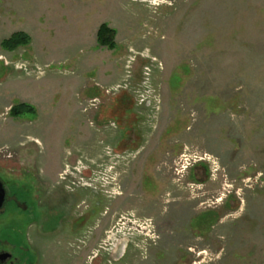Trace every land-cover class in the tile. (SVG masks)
I'll return each mask as SVG.
<instances>
[{
  "label": "rangeland",
  "instance_id": "rangeland-1",
  "mask_svg": "<svg viewBox=\"0 0 264 264\" xmlns=\"http://www.w3.org/2000/svg\"><path fill=\"white\" fill-rule=\"evenodd\" d=\"M16 31L30 40L0 47V176L58 216L6 210L35 263L264 259V0H0V42ZM128 214L149 233L123 244Z\"/></svg>",
  "mask_w": 264,
  "mask_h": 264
},
{
  "label": "flooded vegetation",
  "instance_id": "flooded-vegetation-1",
  "mask_svg": "<svg viewBox=\"0 0 264 264\" xmlns=\"http://www.w3.org/2000/svg\"><path fill=\"white\" fill-rule=\"evenodd\" d=\"M100 109L103 110L102 107ZM117 109L113 106L110 109L111 112L106 110L111 114L108 115V113L106 114L105 112L103 116L114 118L113 116L114 113H117ZM101 119L105 120L103 117ZM133 150L134 148H132V151ZM10 181L12 180L0 176V183L5 190L4 202L0 208V219L3 218L6 221V216L11 213L12 215H15L16 218H21V216L26 218L30 217L31 222L29 225H31V223L37 221L41 216H45L48 219L58 217L56 216L57 214L46 215L39 211L40 200L38 198L39 192L36 185L30 183L29 193L28 188L25 190V188L18 182H16V186L14 184L12 185ZM11 185L13 187H11ZM27 236V233H24L23 229H21V224L7 223V221L5 224H1L0 222V264H37L33 260V255L34 258H36L35 249L27 242ZM24 243H26V245Z\"/></svg>",
  "mask_w": 264,
  "mask_h": 264
},
{
  "label": "trees",
  "instance_id": "trees-1",
  "mask_svg": "<svg viewBox=\"0 0 264 264\" xmlns=\"http://www.w3.org/2000/svg\"><path fill=\"white\" fill-rule=\"evenodd\" d=\"M115 31L110 28L106 23L100 24L96 32V42L99 46L106 47L108 49L115 48L114 42ZM29 36L21 31L11 33L7 38H4L0 42V47L3 50L11 51L19 46H24L29 43ZM27 112H33L32 108L25 103H18L10 108V114L13 116L24 114Z\"/></svg>",
  "mask_w": 264,
  "mask_h": 264
},
{
  "label": "built area",
  "instance_id": "built-area-1",
  "mask_svg": "<svg viewBox=\"0 0 264 264\" xmlns=\"http://www.w3.org/2000/svg\"><path fill=\"white\" fill-rule=\"evenodd\" d=\"M121 219H122L121 221L129 222L132 229L129 231L119 230V233H118L120 234L119 238H124L125 241H132L136 234L139 235V233H144V232L145 234L149 233L148 226L150 223L147 219L139 220L132 214L125 215V217L122 216ZM125 222H122V223H125ZM117 226H115V230L117 229L116 228ZM115 230L113 232L109 231V234H110L109 236L115 238V233H116Z\"/></svg>",
  "mask_w": 264,
  "mask_h": 264
},
{
  "label": "water",
  "instance_id": "water-1",
  "mask_svg": "<svg viewBox=\"0 0 264 264\" xmlns=\"http://www.w3.org/2000/svg\"><path fill=\"white\" fill-rule=\"evenodd\" d=\"M4 196H5V190H4V188L2 187V184L0 183V208H1L2 205H3V202H4Z\"/></svg>",
  "mask_w": 264,
  "mask_h": 264
},
{
  "label": "crops",
  "instance_id": "crops-1",
  "mask_svg": "<svg viewBox=\"0 0 264 264\" xmlns=\"http://www.w3.org/2000/svg\"><path fill=\"white\" fill-rule=\"evenodd\" d=\"M53 249V248H52ZM257 264H264V259H262L260 262H258Z\"/></svg>",
  "mask_w": 264,
  "mask_h": 264
}]
</instances>
